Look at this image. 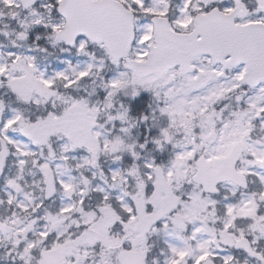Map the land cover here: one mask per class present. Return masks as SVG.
<instances>
[{
  "label": "snow or ice",
  "instance_id": "1",
  "mask_svg": "<svg viewBox=\"0 0 264 264\" xmlns=\"http://www.w3.org/2000/svg\"><path fill=\"white\" fill-rule=\"evenodd\" d=\"M0 264H264V0H0Z\"/></svg>",
  "mask_w": 264,
  "mask_h": 264
}]
</instances>
